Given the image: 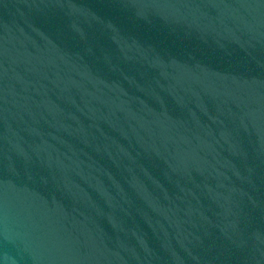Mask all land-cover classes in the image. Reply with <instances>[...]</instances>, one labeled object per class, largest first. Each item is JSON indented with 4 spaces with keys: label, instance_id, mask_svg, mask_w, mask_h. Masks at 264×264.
<instances>
[{
    "label": "water",
    "instance_id": "1",
    "mask_svg": "<svg viewBox=\"0 0 264 264\" xmlns=\"http://www.w3.org/2000/svg\"><path fill=\"white\" fill-rule=\"evenodd\" d=\"M0 264H264V0H0Z\"/></svg>",
    "mask_w": 264,
    "mask_h": 264
}]
</instances>
